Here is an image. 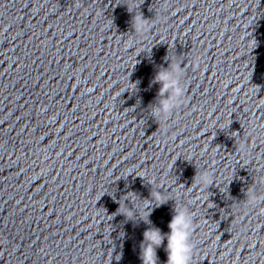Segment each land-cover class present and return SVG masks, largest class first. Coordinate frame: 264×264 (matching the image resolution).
<instances>
[{"label":"water","instance_id":"95a60500","mask_svg":"<svg viewBox=\"0 0 264 264\" xmlns=\"http://www.w3.org/2000/svg\"><path fill=\"white\" fill-rule=\"evenodd\" d=\"M169 61L185 96L157 123ZM260 176L264 0H0V264H141L174 205L191 264H264Z\"/></svg>","mask_w":264,"mask_h":264},{"label":"clouds","instance_id":"9594fccd","mask_svg":"<svg viewBox=\"0 0 264 264\" xmlns=\"http://www.w3.org/2000/svg\"><path fill=\"white\" fill-rule=\"evenodd\" d=\"M76 6H79V0H74ZM128 7V6H127ZM133 32L136 35H142L148 30L146 19L141 15H134L131 21ZM134 41H128V47H132ZM195 66H199V59L196 58ZM183 70L181 64L168 63L167 68L160 69L153 77V83L160 85L158 103L151 107V117L157 123L166 121L173 110L180 106L182 98L185 96V87L181 84ZM136 87V85H135ZM239 152L248 154L249 146L241 141L239 143ZM175 163V162H174ZM196 183L209 188L213 185V177L207 172H196L193 177ZM257 184L264 185V176L258 177ZM153 199L160 201V204L166 203L161 199L157 191L153 194ZM246 200L250 206H256L261 200H264V194H259L249 190L246 192ZM159 204V205H160ZM118 211V209H117ZM121 214H125L121 212ZM131 215V210L128 211ZM169 232L162 234L160 229L151 227L144 231L142 247L140 251L141 264H157L156 249L166 240L165 251L167 260L165 264H191L194 245L191 241L193 232V214L186 207H177L174 205L173 215L168 223Z\"/></svg>","mask_w":264,"mask_h":264}]
</instances>
